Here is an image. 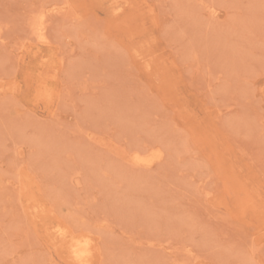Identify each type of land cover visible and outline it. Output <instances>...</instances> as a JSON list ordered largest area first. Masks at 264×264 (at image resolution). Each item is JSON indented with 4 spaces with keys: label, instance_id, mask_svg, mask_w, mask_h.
I'll use <instances>...</instances> for the list:
<instances>
[{
    "label": "rangeland",
    "instance_id": "374dc122",
    "mask_svg": "<svg viewBox=\"0 0 264 264\" xmlns=\"http://www.w3.org/2000/svg\"><path fill=\"white\" fill-rule=\"evenodd\" d=\"M0 264H264V0H0Z\"/></svg>",
    "mask_w": 264,
    "mask_h": 264
}]
</instances>
